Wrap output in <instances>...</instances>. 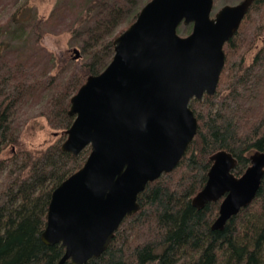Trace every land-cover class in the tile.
Returning <instances> with one entry per match:
<instances>
[{
	"label": "trees",
	"instance_id": "obj_1",
	"mask_svg": "<svg viewBox=\"0 0 264 264\" xmlns=\"http://www.w3.org/2000/svg\"><path fill=\"white\" fill-rule=\"evenodd\" d=\"M7 1L11 9L17 2L0 3ZM143 3L56 0L44 19L20 17L19 8L9 15L4 31H21L15 39L25 44L2 51L6 33L0 35V264H57L62 257L61 243L48 245L40 235L52 190L89 152L88 147L76 155L61 149L73 121L70 97L109 63L113 39L124 30L120 25L133 22ZM263 16L264 0H253L223 46L215 93L189 101L197 129L179 163L146 184L137 197L139 209L124 217L99 257L83 264H264V175L255 198L222 229L211 228L220 199L202 208L191 202L215 152H229L235 159L232 173L240 176L250 155L264 151ZM59 18L63 23L56 30L68 31L73 41L81 38L84 56L54 57L40 44ZM57 60L62 66L53 72ZM39 103L40 110L29 115L28 108ZM33 116H43L59 137L42 148L24 144L21 131ZM8 146V155L1 156Z\"/></svg>",
	"mask_w": 264,
	"mask_h": 264
},
{
	"label": "water",
	"instance_id": "obj_2",
	"mask_svg": "<svg viewBox=\"0 0 264 264\" xmlns=\"http://www.w3.org/2000/svg\"><path fill=\"white\" fill-rule=\"evenodd\" d=\"M252 1L225 3L211 15L213 0H148L113 39L109 63L87 76L69 101L73 121L61 149L76 155L89 147V153L51 192L40 237L64 247L57 264L99 257L124 217L139 209L146 184L177 166L197 129L189 101L215 93L223 46ZM181 24H191L190 32L180 35ZM211 159L191 202L202 208L220 199L211 228L222 229L255 198L264 151L250 155L240 176L232 173L229 152L218 150Z\"/></svg>",
	"mask_w": 264,
	"mask_h": 264
},
{
	"label": "rangeland",
	"instance_id": "obj_3",
	"mask_svg": "<svg viewBox=\"0 0 264 264\" xmlns=\"http://www.w3.org/2000/svg\"><path fill=\"white\" fill-rule=\"evenodd\" d=\"M146 1L147 0H136V4L140 2L145 3ZM238 1L239 0H213V8L211 15H213L221 5L225 3L234 4ZM55 2L56 0H17V2L12 7V9L11 6H9L10 5L9 1H7L6 5H4L6 2L0 3V35H3L2 33L5 28L4 25L8 22L7 19L9 18V15L14 9L16 10L19 8L21 10L19 11L20 17H27V18L39 17L44 19L49 16L51 10L54 7ZM263 22H264V16H263ZM61 23L63 22L61 18H59L56 21L55 25L52 26V30L45 33L40 38V44L44 46L49 52H51L54 57L71 58L75 54L74 52L75 49L77 50L79 55L84 56V50H82L81 38L76 41H73L68 31L56 30L58 28V24ZM127 26L128 25L126 23L120 25V27H123V29L127 28ZM190 30H191V24L188 25L181 24L178 26L177 31L180 35H185L189 33ZM20 32L21 31L17 32V30L10 31V29L4 31L6 35L4 37L5 44L2 51L5 49H10V47L12 49L18 48L15 50H20V48H22L25 42H16L15 39L20 34ZM28 38L29 41L34 40V36L29 35ZM29 49H31L30 51L31 53L37 54L36 53L37 51H33L32 48ZM36 57L38 58L39 55H36ZM61 66H62L61 62L57 60L55 70L52 69V71L53 72L57 71V69H60ZM65 73L66 70L65 72L64 71L61 72V76L65 75ZM41 106L42 104L39 103L35 107L28 108L27 112L29 113V115L36 114L40 110ZM59 135L60 132L57 129L50 127L43 116H33L25 124V126H23V129L21 131V140L24 144H26L29 147L42 148L54 142L59 137ZM8 153H9V146L2 152L1 156H7Z\"/></svg>",
	"mask_w": 264,
	"mask_h": 264
}]
</instances>
